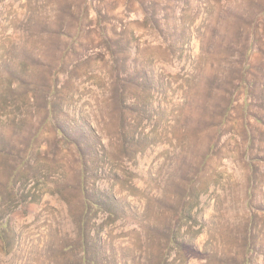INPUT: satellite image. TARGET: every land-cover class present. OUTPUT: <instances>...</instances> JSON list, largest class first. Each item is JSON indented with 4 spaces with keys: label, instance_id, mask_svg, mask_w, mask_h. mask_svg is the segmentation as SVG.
<instances>
[{
    "label": "rangeland",
    "instance_id": "obj_1",
    "mask_svg": "<svg viewBox=\"0 0 264 264\" xmlns=\"http://www.w3.org/2000/svg\"><path fill=\"white\" fill-rule=\"evenodd\" d=\"M0 264H264V0H0Z\"/></svg>",
    "mask_w": 264,
    "mask_h": 264
}]
</instances>
